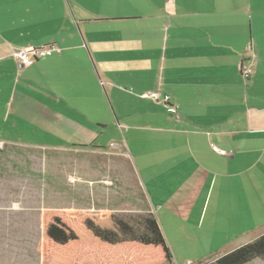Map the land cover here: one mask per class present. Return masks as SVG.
Listing matches in <instances>:
<instances>
[{
	"label": "crops",
	"instance_id": "crops-1",
	"mask_svg": "<svg viewBox=\"0 0 264 264\" xmlns=\"http://www.w3.org/2000/svg\"><path fill=\"white\" fill-rule=\"evenodd\" d=\"M48 45L30 67L12 52ZM5 145L38 151L39 232L44 211L153 214L173 264L255 241L264 0H0Z\"/></svg>",
	"mask_w": 264,
	"mask_h": 264
},
{
	"label": "trees",
	"instance_id": "trees-1",
	"mask_svg": "<svg viewBox=\"0 0 264 264\" xmlns=\"http://www.w3.org/2000/svg\"><path fill=\"white\" fill-rule=\"evenodd\" d=\"M41 264H173L153 214H60L44 211ZM264 260V235L209 264Z\"/></svg>",
	"mask_w": 264,
	"mask_h": 264
},
{
	"label": "rangeland",
	"instance_id": "rangeland-1",
	"mask_svg": "<svg viewBox=\"0 0 264 264\" xmlns=\"http://www.w3.org/2000/svg\"><path fill=\"white\" fill-rule=\"evenodd\" d=\"M37 176L38 151L0 146V264L42 263Z\"/></svg>",
	"mask_w": 264,
	"mask_h": 264
},
{
	"label": "built area",
	"instance_id": "built-area-1",
	"mask_svg": "<svg viewBox=\"0 0 264 264\" xmlns=\"http://www.w3.org/2000/svg\"><path fill=\"white\" fill-rule=\"evenodd\" d=\"M12 52L18 62L23 67H30L34 62L45 59L52 56L55 53H61V50L56 45L40 46V47H18L12 46ZM241 70L244 74L249 77L252 74V68L242 66ZM145 99H151L157 103L167 104L169 101V96L162 97L160 93H146L143 95ZM169 112L176 113V109L171 106L168 108ZM214 151L219 152L221 155L226 156L225 151H221L214 147Z\"/></svg>",
	"mask_w": 264,
	"mask_h": 264
}]
</instances>
